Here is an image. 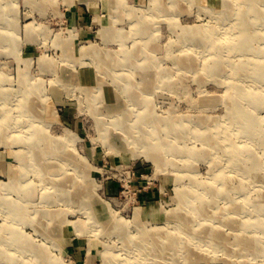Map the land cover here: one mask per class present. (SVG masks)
I'll return each mask as SVG.
<instances>
[{
    "label": "rangeland",
    "instance_id": "374dc122",
    "mask_svg": "<svg viewBox=\"0 0 264 264\" xmlns=\"http://www.w3.org/2000/svg\"><path fill=\"white\" fill-rule=\"evenodd\" d=\"M213 1L217 0H0V119L10 110L14 120L7 129L0 128L6 136L5 140L0 133L1 247L26 244L29 248L33 243L45 250L39 260L49 264H113L111 258L115 264H264L263 257L247 258L243 252L231 249L236 243L232 236L236 224H225L220 229L230 238L227 249L216 247L189 259L187 253L173 257L167 250L161 258L144 256L147 253L142 249L126 243L130 236L137 240L152 227L165 226L167 211L177 207V187H189L192 182L213 183L214 162L210 156L201 155L206 149L192 135L176 141V147L165 138L167 148L156 159L148 157L151 148L145 145H121L131 139L130 135L120 134L112 125L114 117L101 103L99 86L116 89L120 94L117 103L128 107L126 115L117 113L118 121L132 122L131 114L141 115L147 107L160 118L168 116L175 122L189 118L196 123L200 118L212 132L226 127L231 112L226 107L230 100L225 99L232 84L230 78L198 75L175 61L187 54L199 56L200 63L213 61L206 57L212 56L210 51L189 41L184 34L187 29L216 27L222 35L237 32L234 17L220 26L218 15L208 11ZM229 3L237 6L239 0ZM159 6L166 10L161 11ZM261 28L264 25L258 26L259 31ZM90 47L95 52L84 51ZM146 52L153 58L151 64L143 60ZM243 59L245 55L238 53L233 62ZM147 67L150 78L143 73L142 68ZM127 79L139 100L119 92L123 85L118 84ZM35 86L39 88L38 96L31 95L35 102L38 100L50 141L69 151L65 170L86 188V183L92 188L86 205L50 188V179L42 176L38 168L19 182L20 161L28 158V167L32 161L28 154L31 149L25 144L30 117L20 115L21 107L29 101L22 95ZM136 101L142 106L135 107ZM248 108L264 126V108ZM29 127L32 131L33 123ZM131 131L135 136L139 134L135 128ZM161 131L160 125L156 136L161 137ZM107 133L115 135L112 143L104 139ZM153 137L147 135L146 142ZM231 138L239 146H251L255 155L264 159V140L258 134L235 131ZM46 142L42 141L38 148L46 149ZM216 143L215 138L211 139L214 156L220 160L218 168H227L223 148ZM185 145L196 148L198 155L183 157L180 153L185 152L180 147ZM60 155L57 150L54 156ZM244 164L253 165V160L249 157ZM245 176L237 179L240 185L235 184L243 189L242 193L232 189L225 198H217V207H227L230 199H236L243 208L251 206L246 202L258 198L257 191L264 190V180L252 182L250 176ZM61 177L54 176L52 181ZM15 206H22L21 213L27 212L28 220L12 217L10 209ZM46 212L51 216L47 217ZM261 221L258 227L264 226ZM7 223L9 229L25 235L29 242L17 239L10 244L5 233L9 230ZM22 254L16 250L3 252L0 264L15 260L16 264H39L33 253Z\"/></svg>",
    "mask_w": 264,
    "mask_h": 264
},
{
    "label": "bare ground",
    "instance_id": "6f19581e",
    "mask_svg": "<svg viewBox=\"0 0 264 264\" xmlns=\"http://www.w3.org/2000/svg\"><path fill=\"white\" fill-rule=\"evenodd\" d=\"M229 1L230 0L213 1L208 6V11L218 15L220 26L221 23L225 22L227 19L234 17L238 29L235 34L222 35V32L216 27H201L195 31L193 28H190L184 32V34L189 37V41L199 48L202 47L203 50L212 53V56H206L213 58L212 63H200L199 56L192 54L175 58V61L186 71L197 72L198 75L206 73L212 77L225 76L230 78L232 84H229L225 99L227 101L230 100L226 104V107H228L231 112L227 115L228 125L226 127L212 132L210 129L211 126L200 118L196 123V120L192 121V119L189 118H184L180 120V122H175L168 116L160 118L147 107L141 115L135 112L133 117L131 114L132 122L118 121V114L122 116L126 115L128 107L123 102L119 101V103H117L120 94L116 89H111L109 86L104 85L99 86L101 87L100 93H103V95H100L101 103L106 107L109 113L112 114L111 116L114 117L112 125L119 130L118 132L120 134L129 133L130 135L131 139L127 138L125 142H121V145L125 144V147L127 145H133L136 148H141L145 145L149 147L148 150L151 148V153H148V157L156 159L159 153L167 148V145L164 143L165 138L172 141V143H170L172 146L176 147V141L192 137L199 140L203 144V148L206 149L201 155L206 158L207 155L210 156L214 162L212 169L215 171L213 176L214 184L212 182H192L189 187H177V207L172 209L171 212L169 210L167 211L166 227L164 225H156L152 227L151 230H158L159 232L153 231L151 233V230H149L146 236H141L137 240L136 236H130L127 239L126 243L128 245L131 244L146 252L147 255L144 256H157L161 258L167 250L171 252L173 257L178 253H187L189 259L195 253L199 252L203 254L214 250L216 247L227 249V242L228 244L230 243V238L220 229L225 224H236V227H232L234 228L232 229V236H234L236 243L231 246V249L243 252V256L247 258H255L258 256L264 258V226L258 227L260 219L262 220L261 222L264 223V190L259 192L261 190V188H259L257 191L258 198L254 200L250 199L246 202L247 205H251L250 207L253 206L252 209L250 207L243 208V204H239L236 199H230L227 202V207L224 208H219L215 204L217 198H225L232 189L235 190L236 194L242 193L243 189L238 185L235 186V184L240 185V182H237L240 176H250V181L253 180L254 182L259 179L264 180V159L257 157L251 146H239L231 138L233 132L239 131L242 134L245 132L247 135L251 136L258 134L260 138L264 140V133L262 132L264 126L259 122V117L256 114L248 112L249 106L254 109L260 107L264 108V46H261L264 44V28H261V31L258 30L259 25H264V0H245V2L239 0L237 6L229 3ZM159 7L161 11L166 10L163 6ZM255 24L257 25L254 27ZM255 43L261 47H254ZM146 48L147 45L143 48L144 51L147 50ZM91 49V47L86 48L84 51L95 52ZM238 53L244 54L245 59L240 63L233 62L234 56ZM143 60L151 64L153 58L150 59L149 53L146 52ZM142 69L144 70L143 73L149 75L150 78L151 74L149 67ZM148 83L149 82L145 83V87H147ZM27 84L31 85L30 82ZM118 85H123V87L119 89V92L123 96L128 99L135 100L137 98V100H139V96L131 86L130 79L122 81ZM38 89L39 88L35 86L33 90L27 91L26 95H22V99L26 100V97H28L27 100L29 102L21 107L20 115L30 117L28 119L29 126L33 123L32 131H30L31 129L29 126L26 128L28 131V135H26L28 142L25 143L31 149V153L28 154L30 155L29 159H32V161L30 162L31 164H29L31 167H28V164H26L28 158L20 161L22 174L19 182L24 180L25 175H27L30 170L38 168L36 170H39L42 176L50 179V188L56 189L57 192L66 199L74 202H81L83 205H86L88 204L87 196L92 188L87 183L86 188L84 184H81L79 178L65 170V162L68 160L67 155L69 151H66L65 147H61V145L58 146L50 141V136L45 130L47 122L41 116V110L37 103L38 100L36 102L34 101L35 98L33 95L37 94L36 92H38ZM31 93H33V95H31ZM29 94L31 95L30 97ZM39 95L42 94L39 93ZM134 106H142V104L136 101ZM41 108L43 109L42 106ZM254 115L255 118H253ZM0 121V128L6 127L7 129L9 124L14 121L11 111L6 110L4 117L0 119ZM37 122H40V125L37 124ZM160 125L162 126L161 137L156 136V132L160 131ZM132 128H135L139 133L137 136L131 131ZM0 133L6 140L5 133L3 134L1 129ZM147 135L148 137L154 136L151 138V142H146ZM189 135L192 136L189 137ZM114 137L115 135L112 133L104 135V139L109 143H112ZM213 138L217 140L216 146H221L223 148L227 168H218L220 160L218 157L216 158L214 156L215 151L210 144ZM42 141H47L46 149L38 148ZM35 145H37L36 148L34 147ZM34 148L35 151H32ZM180 149H184L185 153H180L183 157H196L198 155L194 147L185 145L181 146ZM57 150L61 151L60 156H54ZM249 157L253 160V165L246 167L244 163ZM54 158H58V161H53L54 163L49 161ZM261 163H263L262 169ZM230 171L233 172V174L230 173ZM54 176L63 177L55 178L52 181V177ZM194 183L196 184L195 187L193 186ZM21 185L23 186V184ZM261 186L264 187V185ZM23 199L29 201L26 198ZM17 202L22 201L17 200ZM14 204L16 205L15 202ZM21 210L22 206L12 207L10 209L12 217L20 220L24 217L28 220L30 216L27 215V212L23 211L21 213ZM230 211H232L233 215L230 214ZM45 215H47V217L51 216V214L47 212ZM242 215L243 217H241ZM230 219L235 220V222L229 223L228 221ZM113 227H116V225L114 224ZM6 228H10V223L6 224ZM39 229L41 230L40 227ZM5 233L7 234L10 244H13L11 242L17 239L21 240V243L22 241L29 242L25 235H19L12 229L6 230ZM13 250L23 253V256L27 253H33L38 260L39 257L45 253L44 249L37 247L33 243L29 248L26 244H17L16 247L10 245L5 247L0 246V258L3 256V252H12ZM113 256L116 257V255ZM109 260L115 264L114 259L111 258ZM23 262L25 263V261ZM29 263L32 262L29 261L25 264ZM40 263L42 262L39 260V264ZM12 264H16V260L12 262ZM42 264H49V262Z\"/></svg>",
    "mask_w": 264,
    "mask_h": 264
}]
</instances>
